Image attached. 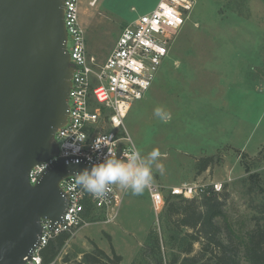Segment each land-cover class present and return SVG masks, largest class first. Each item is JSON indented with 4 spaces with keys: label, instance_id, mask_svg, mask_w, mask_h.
Listing matches in <instances>:
<instances>
[{
    "label": "rangeland",
    "instance_id": "rangeland-1",
    "mask_svg": "<svg viewBox=\"0 0 264 264\" xmlns=\"http://www.w3.org/2000/svg\"><path fill=\"white\" fill-rule=\"evenodd\" d=\"M89 1H79V18L88 54L97 62L108 56L128 22L158 2ZM194 1L152 85L134 101L124 122L143 163L153 149L162 154L163 173L152 165L154 183L222 182L227 197L216 218L220 238L230 235L239 243L240 264H250L252 209L264 201V0ZM156 108L170 119L160 120ZM208 155L213 165L197 176L196 159ZM117 189L122 193L119 216L106 222L96 212L101 218L74 229L55 264H68L65 256L80 259L93 243L107 252L113 248L123 256L120 264H129L133 246L140 248L149 229L162 231V209L155 212L147 189L141 195Z\"/></svg>",
    "mask_w": 264,
    "mask_h": 264
},
{
    "label": "water",
    "instance_id": "water-1",
    "mask_svg": "<svg viewBox=\"0 0 264 264\" xmlns=\"http://www.w3.org/2000/svg\"><path fill=\"white\" fill-rule=\"evenodd\" d=\"M64 0H0V264H25L42 221H61L60 181L91 164L58 157L31 183L30 168L57 153L73 66ZM117 158L125 161L117 150Z\"/></svg>",
    "mask_w": 264,
    "mask_h": 264
},
{
    "label": "built area",
    "instance_id": "built-area-1",
    "mask_svg": "<svg viewBox=\"0 0 264 264\" xmlns=\"http://www.w3.org/2000/svg\"><path fill=\"white\" fill-rule=\"evenodd\" d=\"M79 1L64 0V24L67 30L66 47L73 66L71 87L68 95L66 122L55 132L57 153L33 165L28 178L34 183L42 171L58 157L84 159L91 164H99L108 159L107 153L120 149L125 158L138 150L125 126V118L134 101L141 99L148 91L169 54V49L192 11L194 0H158L154 8L139 14L120 31L113 49L101 62L88 54L85 29L79 18ZM90 0L89 4H93ZM145 85H147L145 87ZM260 90H264L261 86ZM107 139V146L93 150L94 141ZM80 144L78 155H66V145ZM140 163H143L140 157ZM60 186L68 196V204L62 220L51 225L42 221V232L31 257L25 264H43L41 249L50 239L61 232L72 231L88 224L87 209L100 211L106 222L115 220L122 200L117 185L102 198L94 197L74 183L69 175L60 181ZM222 182L216 180L181 182L171 186L152 183L147 188L155 212L162 209L165 195L186 199L197 198L208 187L213 191L222 190ZM53 264V263H51Z\"/></svg>",
    "mask_w": 264,
    "mask_h": 264
},
{
    "label": "trees",
    "instance_id": "trees-1",
    "mask_svg": "<svg viewBox=\"0 0 264 264\" xmlns=\"http://www.w3.org/2000/svg\"><path fill=\"white\" fill-rule=\"evenodd\" d=\"M213 163L212 155L197 158L195 174H201ZM226 197L225 190L216 192L210 187L199 197L191 199L166 194L160 215L162 231L149 229L130 264H240L239 243L230 235L226 240L221 239L222 228L216 221L222 214ZM252 210L254 227L248 234L247 258L250 264H264V201L253 205ZM96 212L87 209L88 218H101L102 215ZM69 236L68 232H61L48 241L40 251L43 264H54ZM195 243L199 245L198 249H195ZM80 254V259L70 260L65 256L63 261L68 264H119L122 260L113 248L108 254L95 243L91 250L81 251Z\"/></svg>",
    "mask_w": 264,
    "mask_h": 264
},
{
    "label": "clouds",
    "instance_id": "clouds-1",
    "mask_svg": "<svg viewBox=\"0 0 264 264\" xmlns=\"http://www.w3.org/2000/svg\"><path fill=\"white\" fill-rule=\"evenodd\" d=\"M147 85H145L146 87ZM155 115L162 121L167 122L170 114L162 108L155 109ZM71 142L66 145V155H78L80 144ZM107 139L94 141L91 145L93 150L99 151L101 146H107ZM161 152L158 148L153 149L147 155V163H140L141 153L133 150L127 157V163L118 159L115 153H107L108 159L105 162L95 164L91 168L85 167L74 173V183L79 188L97 198H102L110 190V186L117 185L121 189L131 190L133 195H141L153 183V163L155 169L161 173L164 166L159 163Z\"/></svg>",
    "mask_w": 264,
    "mask_h": 264
},
{
    "label": "crops",
    "instance_id": "crops-1",
    "mask_svg": "<svg viewBox=\"0 0 264 264\" xmlns=\"http://www.w3.org/2000/svg\"><path fill=\"white\" fill-rule=\"evenodd\" d=\"M260 75H263V72L260 74ZM200 175V174H199ZM198 176V175H197ZM171 185H176V184H171ZM171 185H167V186H171ZM166 186V187H167ZM121 203H122V200H121ZM121 203H120V206H121ZM119 206V207H120ZM119 209V208H118ZM119 216V210H118V213H117V217ZM116 217V218H117ZM128 244H130V243H128ZM143 245V243L141 244V246ZM133 245H131V247H132ZM141 246H140V248H141ZM101 248V247H100ZM135 247L133 246V253H132V258H131V260H130V263H131V261L133 260V258L135 257V255L139 252V250H140V248L138 249H134ZM103 249V248H102ZM104 250V249H103ZM104 251H106V250H104ZM115 251V250H114ZM107 252V251H106ZM111 252V249L109 250V252H107L108 254ZM116 252V251H115ZM117 253V252H116ZM117 254H119V255H121V253H117ZM122 256V255H121ZM122 258H123V256H122ZM56 261L57 260H55V262H54V264L56 263ZM122 261V260H121ZM129 263V264H130ZM51 264V263H50ZM120 264V263H119Z\"/></svg>",
    "mask_w": 264,
    "mask_h": 264
},
{
    "label": "bare ground",
    "instance_id": "bare-ground-1",
    "mask_svg": "<svg viewBox=\"0 0 264 264\" xmlns=\"http://www.w3.org/2000/svg\"><path fill=\"white\" fill-rule=\"evenodd\" d=\"M96 1H97V0H94V1H93V4H95Z\"/></svg>",
    "mask_w": 264,
    "mask_h": 264
}]
</instances>
